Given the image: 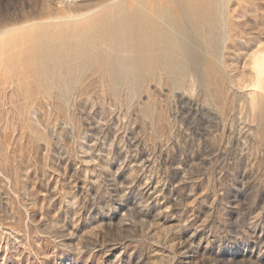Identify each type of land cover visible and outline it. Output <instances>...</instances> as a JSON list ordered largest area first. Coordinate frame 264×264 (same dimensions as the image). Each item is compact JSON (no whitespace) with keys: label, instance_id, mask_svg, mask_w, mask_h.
<instances>
[{"label":"rangeland","instance_id":"374dc122","mask_svg":"<svg viewBox=\"0 0 264 264\" xmlns=\"http://www.w3.org/2000/svg\"><path fill=\"white\" fill-rule=\"evenodd\" d=\"M103 2L0 0V31L10 33L0 40V264H264V108L253 116L245 98L264 47V0H204L213 3L203 26L216 28L205 38L215 47L203 56L205 85L185 72L173 85L160 65L113 75L110 61L65 81L8 48L16 37L27 49L26 22Z\"/></svg>","mask_w":264,"mask_h":264},{"label":"bare ground","instance_id":"6f19581e","mask_svg":"<svg viewBox=\"0 0 264 264\" xmlns=\"http://www.w3.org/2000/svg\"><path fill=\"white\" fill-rule=\"evenodd\" d=\"M208 1H210V0H207V2ZM101 2H103V1L101 0ZM238 2H239V0H238ZM211 4L209 5L207 3H204V0H195L193 3L191 1H186V0H107V1H104L103 3H101L99 6L95 7L94 9L90 8V9L82 11V12L80 11L81 13H78V14H70L69 13L70 15L66 14V16H63V17H58V18L47 17L48 19L44 18L41 21L40 20L39 21L33 20L34 22L30 21L31 23H28V24L26 22V25L23 27V29L28 30V34H26L25 36L22 37V39H23L22 41H25L27 43V46H26L27 49L25 51H22L19 49L20 51H18V49L15 46L16 37H13L9 41L8 48L10 47V49L13 51V54H16V56H18V57L23 56L24 59L29 60V62H27V63H30V61H31L32 64L34 63L33 66L35 64H37V65L39 64V66L36 65L37 67H39V68H37L38 71L40 70L39 72L43 71L45 73L47 70L46 66L48 65L47 67H49V64H52L53 65V68H52L53 76H55L56 78H58L60 80H65V81L68 78L74 77L75 74H78L80 66H84L86 64H91V65H97V66L99 65L101 67V64L103 62L110 61L109 65L108 66L106 65V67L111 73H113V75H115L117 73V74H119L118 76H120V75L126 76L127 75L129 77V75H131L133 77H136V75L140 76L143 74L145 75L148 72H153L155 70V68H157L160 65L161 67H158L159 70L161 72H165L166 74L170 75L169 78L171 77V81H172L173 85L174 84L176 85L178 83L179 77L181 76V74L183 72L190 73V75L193 73L192 75H195L197 77V79L199 80V82L201 84H204L205 81L203 79V74H202L205 71L203 69V67H204L203 66V62H204L203 56L204 55L206 56L211 51V49L214 47V46L212 47V45H211L212 42L207 41L205 38L211 37L216 30V28L214 30V27H212L211 24H210L211 26H209V27L203 26V25H205V23H207V22L204 23V21L207 17H209V16L206 17V15H208L206 12L210 9ZM97 5H98V3H97ZM105 8H107V9L104 10ZM230 10H231V8H230ZM142 11H145V13ZM127 13H128V15H131V16H127ZM211 13H212V11L210 10V14ZM231 13H233V12H231ZM105 14L107 15L106 17L110 16L109 17L110 19H107L108 21L106 23H104L102 26H100L101 22L98 25V21L102 20V18L105 17ZM213 16H215V15H213ZM226 17H228L226 19V21L224 20L225 22L223 21L224 23H221V24H223V27H224L223 29L224 30H225V28L229 29V31L231 32L232 38L236 35H239V32L237 31L238 30L237 23L229 16V14ZM209 20H210V17H209ZM126 21L129 24L128 25L129 26L128 27V37H126V35L124 36L125 30H124L123 26H124V23ZM213 21H216V20L214 19ZM96 22H97V25L100 26L97 29L94 26V24ZM194 23L197 25H200V29L197 28L198 29L197 30ZM206 25H208V24H206ZM13 29H12V31H13ZM47 29L51 30V32H52V30L53 31L55 30V33L47 32L46 31ZM5 30H7V29L0 31V40H1V35L4 36V34H5L4 37H9L10 33L7 36V32ZM16 30H18V28ZM227 32H228V30L225 32V36L227 34H229ZM229 36L227 35V38ZM4 37H3V39H4ZM216 38H218L217 35H216ZM216 38L214 40L218 41ZM232 40H231V43H232ZM41 41H45L46 44L41 43ZM3 44L5 45L4 41H3ZM235 44H238V43L236 42ZM104 45H107L106 49L99 51V46L100 47L103 46V48H104ZM2 47H0V48H2ZM225 48L228 49L229 46H226ZM112 49H114V52H115V49H118L117 53L112 54V52H113ZM108 50H110L112 52H110ZM6 51L8 52V50H6ZM225 51L226 50H224L223 51L224 53L222 52L223 54H221L218 58V60L220 62H222V64L226 62V56L227 55H226ZM236 51H235V54H236ZM209 54H211V53H209ZM209 54L207 56H209ZM12 55H11V57H13ZM6 56H8V55L6 54ZM11 57L9 56L8 58H10L12 61ZM4 58L6 59V57H4ZM251 58H252V60H251L252 61L251 79L249 80L250 82L248 84L246 83V88H248V87L249 88H248L247 92L245 93V94H247V97L245 95V98L246 99L248 98L247 104L250 107L249 108L250 110L248 109L247 112L251 111L252 112L251 114L253 115V113L256 114L257 111H260L264 108V47L262 49H260L259 51L256 50L255 54ZM10 59L8 61L4 60L7 62V66L10 67V68L8 67L10 69L8 74H10L12 72V68L14 67V66L12 67V66L8 65ZM19 59L21 60L22 58H19ZM19 59H18V61H20ZM24 59H22V60H24ZM11 61H10V63H11ZM228 61H230V59ZM20 62H23V61H20ZM0 63H2V62L0 61ZM12 63H14V62H12ZM16 64H17V62H16ZM2 65H4V64L2 63ZM19 65L20 64L18 63V66ZM25 65H24V68L27 67V66L25 67ZM27 65H29V64H27ZM22 66L21 67L19 66V68H23ZM5 67L6 66H4L3 68H5ZM29 68H30V65H29ZM5 69H7V68H5ZM5 69H4V71H5ZM13 70H14V68H13ZM25 70L22 72H25ZM108 70H107V72H108ZM7 71L8 70H6V72ZM242 71H244V70H241V72ZM28 72H31V71H28ZM37 72L35 71V73H37ZM29 75H30V73H29ZM40 75H42V74H40ZM49 75H50V73H49ZM107 75H109V73H107ZM161 75H162V73H161ZM153 76H155V75H153ZM159 76H160V74H159ZM30 77L32 78V76H30ZM47 77L48 76L46 75V78ZM190 77L192 78V76H190ZM190 77H187V78L189 79ZM21 78L22 77H20V80H21ZM108 78H109V76H108ZM17 79H18V76H17ZM49 79H50V77H48L47 81ZM131 79H133V78H131ZM161 79L163 80L164 78H161ZM134 80L135 79H133V81ZM139 80H141V79H139ZM209 80H210V78H209ZM12 81H13V79H12ZM160 81L161 80H159V82ZM188 82H189V80H188ZM238 82H239V80H238ZM246 82H248V81H246ZM23 83H24V81H23ZM132 84H134V82ZM243 84L244 83H242V85ZM173 85H172V87L174 88L173 91L175 92L176 86L174 87ZM230 85H233L231 80H230ZM41 86H39V87H41ZM134 86H135V84H134ZM159 86H160V84H159ZM184 86H185V84H184ZM194 86H196V84ZM201 87L203 88L204 86L201 85ZM193 88L195 90V87H193ZM193 88H191V89L193 90ZM243 88L245 90V87H243ZM191 89H189V91ZM231 89H232V87H231ZM240 89H242V88H240ZM240 89H239V91H240ZM159 90H160V88H159ZM183 90H184V88H183ZM196 90H198V87L196 88ZM232 90L234 91V89H232ZM200 91H202V89ZM203 91H205V90H203ZM229 91H230V89L228 90V92ZM239 91H237L235 93L237 94V93H239ZM193 92L194 91H191V93H193ZM162 93L163 92H161V94ZM191 93H189V94H191ZM209 93H210V91H209ZM24 94H25V92H24ZM184 94H186V92ZM200 94H204V93H200ZM198 95H196V97ZM206 95H205V97H206ZM191 96H189V98ZM194 96H195V93H194ZM209 96L211 97L210 94H209ZM234 97H235V95H234ZM181 98L184 99L183 97H181ZM201 98H203V97L201 96ZM240 98H239V101H237V102H240V100H241ZM192 99H194V98H192ZM232 101H231V104H233ZM204 102H202V103L204 104ZM241 103H243V102H241ZM241 103H240V106H241ZM245 103H243V106H245ZM211 104H213V103H211ZM234 104H238V103H234ZM199 105L201 106V104H199ZM225 105L226 104H224V106ZM206 107H207V104H206ZM211 107H213V105ZM218 108H220V107H218ZM245 110L246 109L244 108V111ZM234 111H235V109H234ZM232 113H233V111H232ZM259 113H257V114H259ZM213 114H215V113H213ZM242 114H243V112H242ZM242 114H240V115H242ZM257 114H256V116H257ZM247 115H248V113H247ZM252 115H251V119H252ZM260 116H261V114L259 115V117ZM262 116H264V114ZM253 118H256V117H253ZM240 119H241V117H240ZM259 119H261V118H259ZM259 119H255L254 122L257 123L258 121L256 122V120H259ZM262 119H264V118H262ZM247 120L248 119H246V122H247ZM243 122L246 123L245 121H243ZM251 122H253V120ZM251 122L249 124L253 125V123H251ZM260 122H262V120H260L259 123H257V124H260ZM255 123H254L255 126H253L254 128L257 125ZM252 125H251V127H252ZM260 125H262V124H260ZM257 127H258V125H257ZM257 127H256V129H257ZM260 129H261V127H260ZM247 131H249V129ZM257 131H258V129H257ZM250 133L251 134L253 133V132H251V128H250ZM258 133H259V131H258Z\"/></svg>","mask_w":264,"mask_h":264}]
</instances>
